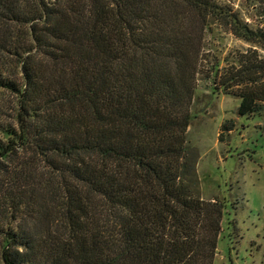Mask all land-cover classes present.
Masks as SVG:
<instances>
[{"label":"trees","instance_id":"obj_1","mask_svg":"<svg viewBox=\"0 0 264 264\" xmlns=\"http://www.w3.org/2000/svg\"><path fill=\"white\" fill-rule=\"evenodd\" d=\"M0 0V264H214L223 202L184 185L208 72L264 116V0ZM226 129V128H225Z\"/></svg>","mask_w":264,"mask_h":264},{"label":"rangeland","instance_id":"obj_2","mask_svg":"<svg viewBox=\"0 0 264 264\" xmlns=\"http://www.w3.org/2000/svg\"><path fill=\"white\" fill-rule=\"evenodd\" d=\"M223 1L254 26L260 23L252 0ZM205 43L186 135L189 169L183 183L206 201L223 202L214 264H264V116L240 115L241 98L214 93L207 77L216 59H223L224 67L229 53L249 45L222 28L207 34Z\"/></svg>","mask_w":264,"mask_h":264}]
</instances>
